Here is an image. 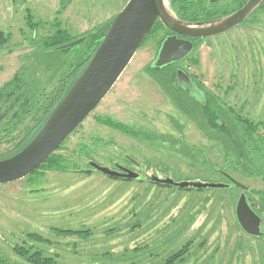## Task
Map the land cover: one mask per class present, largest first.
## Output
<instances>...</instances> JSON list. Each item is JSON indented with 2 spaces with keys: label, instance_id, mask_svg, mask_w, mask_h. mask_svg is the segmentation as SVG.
<instances>
[{
  "label": "rangeland",
  "instance_id": "374dc122",
  "mask_svg": "<svg viewBox=\"0 0 264 264\" xmlns=\"http://www.w3.org/2000/svg\"><path fill=\"white\" fill-rule=\"evenodd\" d=\"M242 1L219 0L213 7L228 12ZM127 2L0 0V88L33 56L50 68L74 57L79 46L49 51L46 39L63 30L75 40L106 27ZM165 36L157 22L111 92L58 151L59 161L0 185V264H30L14 250L20 246L56 264H264V237L249 236L237 221L240 188L113 178L88 164L135 169L138 162L150 177L175 182H227L223 170L250 188L264 218V7L236 28L197 39L190 57L170 67L196 77L199 99L219 103L220 112L202 103L208 127L202 117L197 123L185 114L160 84L168 70L151 68ZM35 66L52 89L53 71ZM222 111L237 131L238 150L248 156L245 165L216 137L225 125ZM11 146L1 144L0 156Z\"/></svg>",
  "mask_w": 264,
  "mask_h": 264
},
{
  "label": "water",
  "instance_id": "95a60500",
  "mask_svg": "<svg viewBox=\"0 0 264 264\" xmlns=\"http://www.w3.org/2000/svg\"><path fill=\"white\" fill-rule=\"evenodd\" d=\"M264 0H248L240 9L207 22L191 23L181 20L171 10L168 0H128L117 14L88 66L55 108L39 133L19 153L0 160V185L22 180L39 168L68 140L111 92L126 71L138 50L148 39L152 29L160 22L168 34L160 43L154 70H163L183 60L194 52L193 39L213 37L236 28L245 22ZM87 36L80 37L55 50H68L82 45ZM174 78L181 85L193 88V76L183 68H177ZM90 166L113 178L140 179L137 172L120 167L114 170L95 161ZM241 193L236 204V217L240 227L249 236H264L263 218L255 211L247 197L249 190L242 182L226 175ZM152 181L181 188L220 189L233 187L227 183L175 182L171 177L153 176Z\"/></svg>",
  "mask_w": 264,
  "mask_h": 264
},
{
  "label": "trees",
  "instance_id": "16d2710c",
  "mask_svg": "<svg viewBox=\"0 0 264 264\" xmlns=\"http://www.w3.org/2000/svg\"><path fill=\"white\" fill-rule=\"evenodd\" d=\"M218 1L219 0H210L209 4L213 7L218 3ZM247 1L248 0H243L237 9L228 12L223 11V9H215L211 6L209 7L206 0H169V5L173 13L181 20L191 23H199L222 18L229 13L240 9ZM262 7H264V3L259 8ZM116 16L109 21L106 27L104 26L95 32L83 34L82 37L87 36V40L85 43L80 45L79 48H76V53L71 59L66 58L67 60H62L59 64L50 68L48 66V61L42 59L40 55H37V58L33 56L34 61H30L28 65L21 68L9 82L5 83L0 88V145L5 142H10L12 144L11 148L7 149L5 154L0 156V160L7 159L19 153L35 138L66 93L88 66L102 41L101 35L107 32L110 24ZM155 27L156 25L154 28ZM2 37H4L3 32L0 33V41L2 40ZM5 38L3 40H5ZM72 40L74 39L68 37L63 30H59L54 34V36L46 39L44 48L51 51L57 46ZM196 45L199 44L196 43ZM35 64H40L43 68L48 67L49 71H53L52 79L56 82L54 83L55 86L52 89L49 90L46 86H43L45 82L40 78L38 74L39 68L38 66H35ZM151 71L153 72L154 70ZM167 75L172 77L174 73L168 70L164 76V83L160 82V84L167 91H169L172 96L179 99L177 101L185 114L191 115L195 121L202 118L204 119L205 116L203 115L202 110H200V108L187 96L177 93V88L174 87ZM157 81L159 82V80ZM210 105H212L211 96ZM212 107L215 108V104H213ZM215 109L217 110L218 108ZM218 114L219 117L225 121L226 131L225 136L219 137V139H224L223 143H225L226 140L229 150L233 151L235 154L237 153V155L240 154L239 159L241 164L245 165L247 163L246 161L248 156L244 155L241 149L240 151L238 150L240 146L237 144V140L235 139V133L237 131L236 129H233L234 126L232 121L225 117V113L223 111ZM104 123L110 126L114 125L111 119L106 120ZM15 133L18 135L16 136ZM232 143L236 144V147ZM64 144L41 168L30 176L38 173L41 169L50 165L52 162H55L56 160L59 161L60 159L56 155L58 151L63 148ZM117 164L115 163L114 166H117ZM144 180L145 179L139 181ZM38 239H40V237H38ZM14 250L21 258L30 264H56V261L52 257L44 256L43 252L40 250H27L22 246L15 247ZM0 261L3 262L1 258Z\"/></svg>",
  "mask_w": 264,
  "mask_h": 264
},
{
  "label": "flooded vegetation",
  "instance_id": "af4514ba",
  "mask_svg": "<svg viewBox=\"0 0 264 264\" xmlns=\"http://www.w3.org/2000/svg\"><path fill=\"white\" fill-rule=\"evenodd\" d=\"M151 34V33H150ZM168 34H173L172 32H170V31H168L167 29H166V35H168ZM150 36V35H149ZM193 41L195 42V44H196V39H193ZM171 67V66H170ZM170 67H168V68H166L165 70H170V71H172L171 70V68ZM173 72V71H172ZM168 76V75H167ZM193 76V75H192ZM168 78H169V80H171V83L174 85V87H176L178 90H179V92L181 93V94H184L185 96H187L195 105H197L199 108H200V110H202V113H203V115L205 116L204 117V121L206 122V127H208V126H210V125H208V123L209 122H207V118H206V114H205V110H204V106H203V104L205 105V103L206 104H208V102H209V104H210V96L208 97H205L204 96V101H203V97H202V99H199V98H201L200 96H202V91H201V84H200V82L198 81V80H196V77H194L193 76V84H195V85H193V88H189L187 85H181L180 84V82H177L176 80H175V78H174V75L172 76V77H170V76H168ZM177 91V90H176ZM208 99V100H207ZM204 102V103H203ZM203 103V104H202ZM211 103H212V105L213 104H215V108H218V109H220L219 108V103L214 99V98H212V96H211ZM202 105V106H201ZM224 118V117H223ZM197 123H199V121H196ZM221 122V121H220ZM220 122H218V124H221ZM220 126V128L222 129V131H219L218 132V134L216 135V137H217V139H219V137H223V136H225V125H224V127L223 126H221V125H219ZM220 140V139H219ZM130 160H132V159H130ZM135 161V160H134ZM90 161H88V163H89ZM117 164V163H116ZM124 167V168H126V169H129V170H132V171H134V172H137L139 175H140V179H136V180H143V179H146V180H151L152 181V179H151V177L147 174V170L145 169V167L143 166V165H141V164H139L138 162H136L135 163V169H133V168H128L127 166H124V165H121V164H117V168H114V170H119V171H121L120 170V167ZM220 172V174L224 177V178H226V180H227V182H223V183H227V184H230L231 186H233V187H235L230 181H229V179L227 178V176L226 175H229V176H231L229 173H227L226 171H223V170H219ZM143 173H144V175H143ZM231 177H233V176H231ZM234 178V177H233ZM243 191L240 189V195H241V193H242ZM250 192V188H249V190L248 191H245V193H246V195H247V197L248 198H250L251 199V203L252 204H254V206H255V211L263 218V216H262V214L259 212V210L261 209V205H260V203L249 193ZM240 195H239V197H240ZM239 197H238V199H239ZM238 199H237V201H238ZM263 229H264V218H263ZM264 237V236H263ZM255 238V237H254ZM262 238V237H261Z\"/></svg>",
  "mask_w": 264,
  "mask_h": 264
}]
</instances>
